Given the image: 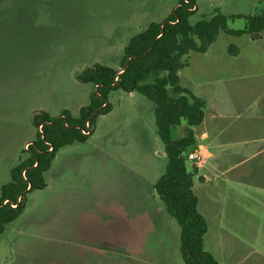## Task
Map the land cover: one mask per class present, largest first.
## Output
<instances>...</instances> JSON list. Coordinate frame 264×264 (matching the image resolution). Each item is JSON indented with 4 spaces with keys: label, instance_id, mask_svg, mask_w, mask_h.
Listing matches in <instances>:
<instances>
[{
    "label": "rangeland",
    "instance_id": "obj_1",
    "mask_svg": "<svg viewBox=\"0 0 264 264\" xmlns=\"http://www.w3.org/2000/svg\"><path fill=\"white\" fill-rule=\"evenodd\" d=\"M177 2L0 0V188L37 136L34 114H78L94 88L79 73L96 62L121 68L130 37L163 21ZM197 6L192 23L264 12V0ZM246 21L229 18L228 25L241 29ZM189 60L181 84L206 100V118L194 128L197 144H214L194 186L208 223L204 247L220 264H264V30L222 31ZM108 99L113 109L97 116L92 135L60 147L47 186L27 194L24 211L0 236V264H185L180 226L155 188L168 163L156 104L122 89ZM185 125L173 127V136ZM208 127L210 137L200 140Z\"/></svg>",
    "mask_w": 264,
    "mask_h": 264
},
{
    "label": "trees",
    "instance_id": "obj_2",
    "mask_svg": "<svg viewBox=\"0 0 264 264\" xmlns=\"http://www.w3.org/2000/svg\"><path fill=\"white\" fill-rule=\"evenodd\" d=\"M197 1L178 0L163 21H151L132 35L124 47L121 68L96 62L79 73V79L94 88L89 103L78 114L69 109L58 116L45 110L34 114L37 136L29 143L28 153L12 168L11 179L0 188V236L24 211L27 194L47 186L45 173L59 148L76 141L85 142L94 131L97 116L113 109L108 99L110 92L122 89L141 93L156 104L155 123L168 163L155 188L180 226L184 263L220 264L204 247L208 223L199 210V196L194 191L199 169L194 163L189 165L188 159V153L197 147L194 127L204 121L205 101L181 84L180 70L189 66L192 52H206L222 31L236 36L263 31L264 12L229 16L218 13L192 23L190 17L198 8ZM236 17L246 18L244 28L228 25V19ZM228 52L237 55L239 49L230 44ZM183 121L185 133L174 137L173 127ZM5 199L8 201L4 202Z\"/></svg>",
    "mask_w": 264,
    "mask_h": 264
},
{
    "label": "crops",
    "instance_id": "obj_3",
    "mask_svg": "<svg viewBox=\"0 0 264 264\" xmlns=\"http://www.w3.org/2000/svg\"><path fill=\"white\" fill-rule=\"evenodd\" d=\"M242 79L244 80V76L242 77ZM226 80H228V79H226ZM229 86H232L231 88H235V89H238V87H237V84L236 83H234V82H230V85ZM240 87H241V89H242V97H241V100L240 101H243L242 103H243V105H244V81H242V83L240 84ZM240 89V88H239ZM130 94H133L134 92L133 91H131V92H129ZM197 96H199V97H201L204 101H205V118H206V100L201 96V94L200 95H197ZM112 111V110H111ZM110 111V112H111ZM109 112V113H110ZM108 114V113H107ZM204 118V119H205ZM214 118V121H215V119H216V116H214L213 117ZM203 123V122H202ZM195 128V127H194ZM242 131L244 132V125H243V127H242ZM210 132H213L212 131V128L211 127H208L207 129H204L203 131H202V133H201V137H200V140H208V138L210 137ZM195 136H197V135H195ZM197 138H199V137H197ZM198 140V139H197ZM29 142H32V141H29ZM29 142H27V143H29ZM199 144V145H198ZM197 144V146H198V148L202 151V152H204V154L206 155V157H212L213 155H214V151H213V146H214V144H212V142L211 141H206V142H199ZM58 153H59V150L57 151V153H56V156H55V158H54V160L52 161V164H51V166H50V168L47 170V171H49L51 168H52V166H53V164L55 163V160L57 159V156H58ZM46 171V172H47ZM205 180H203V182H204ZM194 186H195V183H194ZM199 202H200V200H199ZM204 214V213H203ZM205 215V214H204Z\"/></svg>",
    "mask_w": 264,
    "mask_h": 264
},
{
    "label": "built area",
    "instance_id": "obj_4",
    "mask_svg": "<svg viewBox=\"0 0 264 264\" xmlns=\"http://www.w3.org/2000/svg\"><path fill=\"white\" fill-rule=\"evenodd\" d=\"M39 126L41 127L42 124H40ZM86 133H88V131H86ZM28 145L29 144H27V147ZM205 158H206V155L199 148H194L188 153V159L192 161L194 164H196L197 166L201 165ZM7 201L8 199H5L4 202H7ZM13 205H16V204H13Z\"/></svg>",
    "mask_w": 264,
    "mask_h": 264
}]
</instances>
